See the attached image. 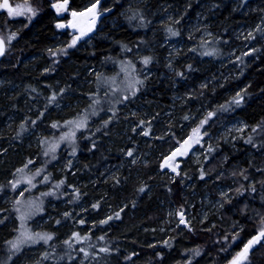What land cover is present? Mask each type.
Listing matches in <instances>:
<instances>
[{
  "label": "trees",
  "instance_id": "trees-1",
  "mask_svg": "<svg viewBox=\"0 0 264 264\" xmlns=\"http://www.w3.org/2000/svg\"><path fill=\"white\" fill-rule=\"evenodd\" d=\"M54 1L64 0H7L9 8L20 14L14 20L6 19L9 13L0 14V24L8 28L11 36L0 62V80L19 84L26 97L32 99L43 91L48 94L54 84L71 91L87 69L98 68L107 73L112 63L138 53L151 56L148 66L155 70L139 93L145 90L148 99L153 101L151 106L159 111L170 104L172 84L166 79L159 80L164 70L163 49L158 47L162 36L152 32L149 22L161 6L184 7L185 0H144V4L132 6L130 0H102L100 10L107 11V19L115 21V25L106 24L88 44L82 42L63 53L55 51L54 45L59 35L66 42L69 39L65 33L55 30L58 19L50 8ZM97 1L68 0V10L80 12ZM203 1L208 2L205 16L214 23L212 30L220 32L222 45L241 23L254 17L239 15L242 4L251 0H191L188 8L194 10ZM33 64L37 65L32 68ZM196 75H188L197 93L185 101L182 113L205 106L216 113L224 110L238 116L249 126L248 134L234 149L215 146L206 162L215 171L236 180L234 196L223 203L218 214L203 223L193 222L187 228L174 227L168 233H160L158 227L164 221L160 204L175 208L187 204L190 192L185 188V175L180 173L170 178L159 172V158L141 166L137 178L132 172L136 168L108 178L107 169L120 163V149L124 150L126 144L113 138L112 120L101 119L90 124L77 142L76 174L82 177V184L77 189L68 185L74 177H69L70 172L66 170L59 179L69 193L65 198L56 199L54 209L44 208L41 218L48 219L44 227L52 239L36 246L32 260L18 257L17 264H228L242 250L256 235L255 223L261 221L252 219L251 211L264 214V48L260 45L256 59L241 69L236 83H229L231 89L246 84L237 94L210 85L197 88ZM235 99L240 103H234ZM43 102L46 101L43 99ZM22 126L19 131L15 130L18 138L25 131L43 128L41 122L33 123L31 119H26ZM141 126L150 131V125ZM14 147L28 155L18 142ZM167 148L162 152H167ZM20 164L19 154L0 158V196L8 190L4 179L19 169ZM49 178L54 179L53 175ZM101 195L107 201L99 199ZM64 210L68 212L61 215ZM51 213L54 216L49 218ZM8 222L6 211L1 207L0 263H5L6 243L13 234ZM239 226L242 228L238 230ZM74 233L82 239H74ZM259 241L249 250L250 264H264V237ZM102 248L108 251H101Z\"/></svg>",
  "mask_w": 264,
  "mask_h": 264
},
{
  "label": "rangeland",
  "instance_id": "rangeland-1",
  "mask_svg": "<svg viewBox=\"0 0 264 264\" xmlns=\"http://www.w3.org/2000/svg\"><path fill=\"white\" fill-rule=\"evenodd\" d=\"M101 1L93 2L84 10L76 12L84 14L76 17H73V11L68 10V0L59 11L55 5L64 1L51 3L50 8L58 19L54 25L55 30L65 33L69 39L66 42L59 35L54 45L55 51L63 53L66 49L78 47L82 42L88 44L90 38L103 26L115 25V21L107 19L108 12L100 10ZM190 1L185 0L187 4ZM251 1L242 4L239 15H254L253 19L241 23L233 30L230 40L228 42L225 40V45L221 44L220 32L212 30L214 23L205 16L204 8L207 1L199 3L197 8L191 11L185 4L184 7L161 6L158 11L153 12L154 19L149 22L151 30L162 36L158 47L163 49L161 58L164 70L160 72L159 80H169L173 87L169 98L170 104L162 111L156 106H151L153 101L148 99L145 90L142 94L139 93L144 82L152 77L155 70L152 71L148 64L145 65L143 62L145 58H149L150 61L151 56L143 54L139 56L138 53L131 56L134 58L123 57L112 63L107 73L98 68L87 69L71 91L54 84L48 94L43 91L32 99L26 97L24 89L19 84L0 80V158L10 154L15 157L19 154L21 161V167L4 179L8 190L3 191L0 196V208L6 211L8 223L13 228L11 239L6 243L8 256L4 260L5 263L0 264H17L20 263L19 259L32 260L36 246L46 244L43 240L26 241L16 250L12 248L10 242L17 241L24 231L31 235L47 234L44 223L48 219L41 218L44 208L54 209L56 199L65 198L69 193L68 187L65 188L61 184L63 181L59 179L66 170L70 172L69 177H74L68 181V185L77 189L82 184V177L76 174L77 142L81 134L87 132L90 124L101 119L107 122L112 120L113 138L126 144L124 150L120 149V163L107 169L108 178L122 171H131L133 168H136L132 172L137 178L141 166L159 158L161 159L158 165L159 172L166 173L170 178L180 173L185 175L187 179L185 188L190 192L187 204L182 208L165 207L160 204L164 209V221L158 227L160 233H168L174 227L187 228L193 222L203 223L208 217L218 214L223 208V203L234 196L236 180L231 175L225 176L221 171H215V168L206 165V162L215 146L234 149L248 134L249 126L240 117L224 110L216 113L202 106L191 112L182 113V108L185 101L197 93L190 83L191 78L188 76L190 73L198 76L195 83L197 88L210 85L215 89L224 88L226 93L237 94L245 87L246 84H242L235 87L236 89H231L229 83H236V78L241 75V69L256 59L259 46L264 48V14H256L258 11L264 12V1ZM3 2L4 0H0V4ZM141 3L144 4V0H130L131 6ZM3 10L7 9L0 8V14L9 13V11L1 13ZM16 17L17 14L13 13L8 14L6 19L14 20ZM71 24H75V27L70 26ZM81 31L86 34L81 36ZM173 32L176 35H173ZM74 37L80 38L73 45ZM0 38L5 44L10 42V33L3 24H0ZM206 52L211 55H205ZM175 62H178L176 66ZM36 65L33 64L32 68ZM134 79L142 83L136 84L135 95H131L128 85ZM43 99L46 102H43ZM12 100L14 103H11ZM96 101L98 103H94ZM210 112L213 115L201 126V121H204ZM82 117H86L84 127L77 128L74 124H69L70 121H78ZM26 119L35 120L33 123L41 122L40 127L43 128L25 131L24 135L18 138L15 130L22 129ZM141 125H150L147 126L150 131L144 130ZM196 128L200 129L199 143L195 142V137L189 140ZM73 131L75 134L71 140L61 139ZM185 141H188L187 145L184 144ZM16 142L22 145L28 155L14 147ZM164 144H167L165 149L169 144L171 146L167 148V152H162ZM54 145L55 151H49ZM181 145L187 149L185 154H177L169 160L177 149L184 151ZM129 152L131 155H128ZM172 168H175V171ZM21 169L23 171H18ZM195 172L196 175L193 174ZM52 175L54 179L49 178ZM88 181L92 182V179ZM45 193L51 194L44 195ZM99 199L107 201L104 195ZM30 203H38L39 211L30 209ZM61 205L64 206L65 202ZM67 212L64 210L61 215ZM179 213H183L187 226L180 222ZM250 214L252 219H261L254 226L257 235L264 229V214L260 215L257 211H251ZM53 216L51 213L49 218ZM241 228L239 226L238 230ZM259 242L263 244V241ZM233 258L228 264H231ZM248 261L250 262V259L247 257L244 264H250Z\"/></svg>",
  "mask_w": 264,
  "mask_h": 264
},
{
  "label": "snow or ice",
  "instance_id": "snow-or-ice-1",
  "mask_svg": "<svg viewBox=\"0 0 264 264\" xmlns=\"http://www.w3.org/2000/svg\"><path fill=\"white\" fill-rule=\"evenodd\" d=\"M66 3H67V0H64V2L62 4H57V5H55V7L59 11L62 8H64ZM0 8L8 9L10 15H12L14 13V10L12 8H9L7 0H4V2L2 4H0ZM93 8H95V5H93ZM28 10L31 11V9H28ZM15 14H19V12H16ZM72 15H73V17H76L78 15H84V14L83 13L73 12ZM93 16H95V14H93ZM93 23H94V19H93ZM57 26L58 27H64V25H57ZM70 26L75 27V24H71ZM89 30H91V29H89ZM85 34L86 33L84 31H81V36H83ZM172 34L176 35V33H174V32ZM79 38L80 37H74L72 44L74 45L76 43V40H78ZM71 46L72 45H70V47ZM3 51H4V49H3V41H0V55L3 54ZM205 55H211V53L206 52ZM143 62H144L145 65H147L149 63V58H145ZM140 83H142V81L135 80V79L133 80V82L129 83L128 87H129V89H131V95H135L136 84H140ZM124 98L127 99V96H125ZM53 99H55V97H53ZM94 103H98V101H96ZM234 103L239 104L240 100L239 99H235ZM93 114H95V113H93ZM212 115H213V113L210 112L208 114V117L204 121H201V126H203V124L207 122V119L211 118ZM69 124H74L75 127L82 128L86 124V117H82L78 121H70ZM53 127H55V125H53ZM199 132H200L199 128L194 129L193 130V136L189 137V140H192L193 137H195L196 138L195 142L199 143ZM74 134H75L74 131L73 132H69L65 137H61V139H69V140H71V138L74 137ZM144 134L147 135L146 132ZM184 144L187 145L188 141H185ZM181 148L184 149V151H181V149H177V151L175 153H173L172 157H169L168 159L172 160L177 154L184 155L185 152L187 151V149L184 148V145H181ZM49 151H53L54 152L55 151V145L52 146V148H50ZM74 152H75V149H73V154H74ZM45 154L47 155V153H45ZM128 155H131V152H129ZM172 170L175 171V168H172ZM18 171H23V170L21 169V170H18ZM29 183H31V181H29ZM15 187H16V184L14 183L13 184V188H15ZM56 187L58 188L59 185H57ZM50 194L51 193H45L44 195H50ZM17 203H19V201H17ZM29 208L33 209L34 211H39V204L38 203H35V204L30 203L29 204ZM17 211H19V209ZM179 215H180V222L182 224L186 225V221L184 220L183 213H179ZM118 217H119V213H117V218ZM23 218L24 217L22 216L21 219L23 220ZM109 219H111V217H109ZM101 223H107V221H102ZM261 237H264V229H262L260 231L258 236L253 237V239L250 240L239 253H237V255L233 258L231 264H244V261H246V259L248 257L249 250L252 248V246L255 243H257L261 239ZM73 238L77 239V240H81L82 239L76 233L73 234ZM51 239H52V236L49 235V234H39L38 233V234H35V235H31V234H28L27 231H24V232L21 233V237L18 238L17 241H13V242H10V243H11V246H12L13 249L18 250L19 245L25 243L26 241L35 242L37 240H43L45 243H47V241H49ZM65 243L67 244L68 241H65ZM69 246H71V245H69ZM81 251H84V250L82 249ZM101 251H105L106 252L108 250L106 248H102ZM84 254H85V256L88 255V253L86 251H85Z\"/></svg>",
  "mask_w": 264,
  "mask_h": 264
},
{
  "label": "water",
  "instance_id": "water-1",
  "mask_svg": "<svg viewBox=\"0 0 264 264\" xmlns=\"http://www.w3.org/2000/svg\"><path fill=\"white\" fill-rule=\"evenodd\" d=\"M0 41H3V40L0 38ZM3 49H4L3 54L0 55V62H1V60L3 59L4 54H5V51H6V45H5L4 41H3ZM258 235H259V234L255 235L254 237H256V236H258ZM261 238H262V237H261ZM252 239H253V238H252ZM252 239H251V240H252Z\"/></svg>",
  "mask_w": 264,
  "mask_h": 264
},
{
  "label": "bare ground",
  "instance_id": "bare-ground-1",
  "mask_svg": "<svg viewBox=\"0 0 264 264\" xmlns=\"http://www.w3.org/2000/svg\"><path fill=\"white\" fill-rule=\"evenodd\" d=\"M19 14H20V13H19ZM94 100H95V99H94ZM97 107H98V106H97ZM98 109H99V108H98ZM101 109H102V108H101ZM34 121H35V120H34ZM34 121H33V122H34ZM211 161H212V160H210V162H211ZM210 162H209V163H210ZM212 162H213V161H212ZM215 165H216V164H215ZM174 181H175V180H174ZM225 213H226V212H225ZM225 215H226V214H225ZM173 229H174V228H173Z\"/></svg>",
  "mask_w": 264,
  "mask_h": 264
},
{
  "label": "flooded vegetation",
  "instance_id": "flooded-vegetation-1",
  "mask_svg": "<svg viewBox=\"0 0 264 264\" xmlns=\"http://www.w3.org/2000/svg\"><path fill=\"white\" fill-rule=\"evenodd\" d=\"M2 4V3H1ZM5 9V8H4ZM6 11H8V9L7 10H3L2 12L4 13V12H6Z\"/></svg>",
  "mask_w": 264,
  "mask_h": 264
}]
</instances>
